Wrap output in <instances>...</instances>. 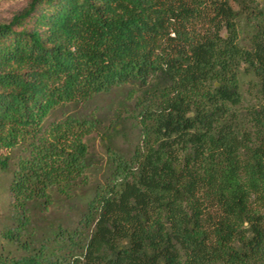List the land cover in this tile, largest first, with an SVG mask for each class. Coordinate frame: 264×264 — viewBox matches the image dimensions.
Listing matches in <instances>:
<instances>
[{"label": "trees", "instance_id": "trees-1", "mask_svg": "<svg viewBox=\"0 0 264 264\" xmlns=\"http://www.w3.org/2000/svg\"><path fill=\"white\" fill-rule=\"evenodd\" d=\"M0 171V264H264V1L28 0Z\"/></svg>", "mask_w": 264, "mask_h": 264}, {"label": "rangeland", "instance_id": "rangeland-1", "mask_svg": "<svg viewBox=\"0 0 264 264\" xmlns=\"http://www.w3.org/2000/svg\"><path fill=\"white\" fill-rule=\"evenodd\" d=\"M264 1V0H262ZM28 0H0V21H7L9 20L13 14L17 11L21 10L23 7L26 6ZM107 105L109 104L108 98L99 99V105ZM119 143L121 147L127 148L129 144L120 140ZM91 146L94 151L101 155L102 157L105 156L103 142L101 141L100 137H95L91 140ZM9 176L0 171V226L5 221L8 210H9Z\"/></svg>", "mask_w": 264, "mask_h": 264}]
</instances>
